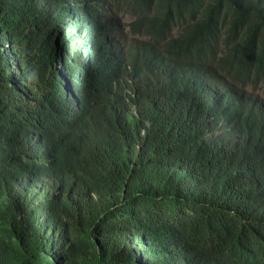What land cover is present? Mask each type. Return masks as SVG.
I'll list each match as a JSON object with an SVG mask.
<instances>
[{"label": "trees", "instance_id": "obj_1", "mask_svg": "<svg viewBox=\"0 0 264 264\" xmlns=\"http://www.w3.org/2000/svg\"><path fill=\"white\" fill-rule=\"evenodd\" d=\"M247 88L264 0H0V264H264Z\"/></svg>", "mask_w": 264, "mask_h": 264}, {"label": "rangeland", "instance_id": "obj_2", "mask_svg": "<svg viewBox=\"0 0 264 264\" xmlns=\"http://www.w3.org/2000/svg\"><path fill=\"white\" fill-rule=\"evenodd\" d=\"M248 92L252 93L253 95H259L260 96H264V93L260 92V89L257 88L256 91L255 90H252L251 88H247L246 89ZM44 180L43 181H48L50 180V178H43Z\"/></svg>", "mask_w": 264, "mask_h": 264}]
</instances>
